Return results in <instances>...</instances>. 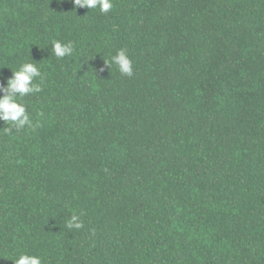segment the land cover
Segmentation results:
<instances>
[{
	"label": "trees",
	"instance_id": "16d2710c",
	"mask_svg": "<svg viewBox=\"0 0 264 264\" xmlns=\"http://www.w3.org/2000/svg\"><path fill=\"white\" fill-rule=\"evenodd\" d=\"M121 48L131 77L105 64ZM26 61L0 264H264V0H0V83Z\"/></svg>",
	"mask_w": 264,
	"mask_h": 264
},
{
	"label": "clouds",
	"instance_id": "9594fccd",
	"mask_svg": "<svg viewBox=\"0 0 264 264\" xmlns=\"http://www.w3.org/2000/svg\"><path fill=\"white\" fill-rule=\"evenodd\" d=\"M62 2V0H60ZM74 7H86L87 9H99L102 13H108L113 7V0H72ZM73 45L71 42L64 43L60 40H55L51 45V52L57 58H63L71 55ZM106 66L112 64L117 66L121 75L131 77L134 74L133 62L124 48L119 49L111 60H105ZM12 70V69H11ZM103 71V68L100 69ZM37 78H40V83H37ZM40 68L37 64L26 61L22 63L15 71L12 70V76L7 79L6 84L0 83V121H4L8 127L4 130L6 133H11L12 128H24L26 125L32 127L30 115L27 112L26 105L23 103V98L32 93L42 91ZM66 226L69 229H80L82 221L80 214L73 211ZM14 264H44L43 259L36 254L27 252L20 253L16 258L11 259Z\"/></svg>",
	"mask_w": 264,
	"mask_h": 264
}]
</instances>
